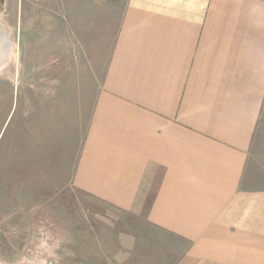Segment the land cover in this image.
Masks as SVG:
<instances>
[{
    "label": "crops",
    "instance_id": "0c3cea01",
    "mask_svg": "<svg viewBox=\"0 0 264 264\" xmlns=\"http://www.w3.org/2000/svg\"><path fill=\"white\" fill-rule=\"evenodd\" d=\"M263 102L264 0H126L72 185L184 244L171 264H264Z\"/></svg>",
    "mask_w": 264,
    "mask_h": 264
},
{
    "label": "rangeland",
    "instance_id": "374dc122",
    "mask_svg": "<svg viewBox=\"0 0 264 264\" xmlns=\"http://www.w3.org/2000/svg\"><path fill=\"white\" fill-rule=\"evenodd\" d=\"M125 1L0 0V264H171L185 246L72 185ZM249 154L264 187V102Z\"/></svg>",
    "mask_w": 264,
    "mask_h": 264
},
{
    "label": "bare ground",
    "instance_id": "6f19581e",
    "mask_svg": "<svg viewBox=\"0 0 264 264\" xmlns=\"http://www.w3.org/2000/svg\"><path fill=\"white\" fill-rule=\"evenodd\" d=\"M8 37L9 36L4 33L0 26V70L2 69V66H5V64L9 62V59L13 54V49H15L13 48V43L9 40Z\"/></svg>",
    "mask_w": 264,
    "mask_h": 264
},
{
    "label": "built area",
    "instance_id": "2783aa9c",
    "mask_svg": "<svg viewBox=\"0 0 264 264\" xmlns=\"http://www.w3.org/2000/svg\"><path fill=\"white\" fill-rule=\"evenodd\" d=\"M35 1H40V0H35Z\"/></svg>",
    "mask_w": 264,
    "mask_h": 264
}]
</instances>
